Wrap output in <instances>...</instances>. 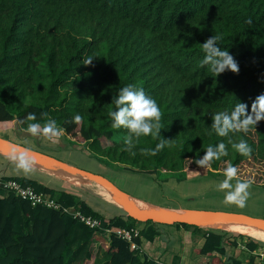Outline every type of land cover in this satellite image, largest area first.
<instances>
[{"label": "trees", "instance_id": "obj_1", "mask_svg": "<svg viewBox=\"0 0 264 264\" xmlns=\"http://www.w3.org/2000/svg\"><path fill=\"white\" fill-rule=\"evenodd\" d=\"M214 35L221 36L217 47L238 62V73L217 76L210 65L201 67L202 43ZM87 57L91 64H85ZM129 84L157 100L162 115L155 135L113 127L110 113L119 110L114 101ZM261 93L264 0H0V131L34 135L28 125L40 123L34 136L66 137L104 169L179 183L225 177L224 169L235 165L234 180L264 190V120L247 133L223 137L213 127L216 112L230 111L238 100L250 106ZM77 114L79 122L73 119ZM49 120L59 136L43 134ZM241 138L252 148L248 156L232 147ZM220 143L228 155L210 167L200 165L206 148L218 150ZM8 181L46 196L55 207L33 206L6 188ZM82 218L99 225L90 227ZM142 224L147 228L133 239L140 249L141 239L154 244L161 236L160 225L124 213L107 217L87 196L36 178L0 179V264H160L118 236ZM176 226L192 228L193 235L203 230ZM203 231L202 247L192 251L197 264H241L227 257L228 249L246 237ZM98 239L106 244L103 261L92 251ZM261 248L247 238L250 254Z\"/></svg>", "mask_w": 264, "mask_h": 264}, {"label": "rangeland", "instance_id": "obj_2", "mask_svg": "<svg viewBox=\"0 0 264 264\" xmlns=\"http://www.w3.org/2000/svg\"><path fill=\"white\" fill-rule=\"evenodd\" d=\"M0 137L43 154H47L79 169L104 176L123 192L135 198L149 201L150 204L153 205L163 202H166L170 206L178 205L184 207L185 205H189L190 207L194 206L198 207L197 209L206 211L241 214L250 218L264 220V190L255 185H251L249 188L248 191L250 195L247 199L246 205L241 208L236 204L224 202L225 192L230 191L231 189L218 190L217 185L223 181L225 177L204 175L179 183L176 182L175 179L166 183H158L154 177L147 174H132L124 171L120 172L113 168L104 169L96 160L90 159L81 150L80 146L70 143L68 138L63 136L58 140H49L34 135L20 136L13 130H9L0 131ZM0 158L5 157L0 155ZM9 165H11V163H9ZM4 168V163L0 164V177H3L5 172H8L9 175H14L11 176V178L17 177V174H14L11 168L10 170ZM27 171L34 176H40L41 181L47 182L53 187L65 190L68 189L84 196H94L96 199L101 200L104 203L116 206L112 203L109 196H107L106 193L96 185L78 187L61 181L43 171L35 170L30 167ZM18 176L23 177L21 174H18ZM236 181L237 180L233 179L231 183L235 185ZM183 195H188V200H183ZM173 208L178 209V207ZM98 210L99 213L107 217H110L109 215H111V211L107 213L101 208V206ZM255 240L257 241V239ZM258 242L264 244V242ZM105 245L103 239H98L97 242H95V246L92 247L93 253L101 256L104 252ZM170 245L176 247L177 242L172 241L170 242Z\"/></svg>", "mask_w": 264, "mask_h": 264}, {"label": "clouds", "instance_id": "obj_3", "mask_svg": "<svg viewBox=\"0 0 264 264\" xmlns=\"http://www.w3.org/2000/svg\"><path fill=\"white\" fill-rule=\"evenodd\" d=\"M247 23L251 24V19ZM220 40L221 36L214 35L202 43L204 58L201 61V67L210 65L211 71L217 76L226 70L238 73L239 66L234 56L228 50H221L217 47V42ZM84 62L85 64H91L92 58L87 57ZM114 103L116 106H119V110L110 113L115 120L113 127L123 125L136 132L137 135H155L154 128H159L158 122L162 113L157 100L146 93L145 89L131 84L124 86L120 89L118 98L115 99ZM27 119L34 121L36 119L35 113H29ZM73 119L75 122H79L82 117L77 114ZM262 120H264V93L257 95L252 100L250 106L248 103L238 100L230 111L216 112L213 127L219 136L223 137L227 136L229 131L247 133L252 127L256 128L258 122ZM152 121L156 123L154 124ZM41 127L40 123H30L27 131L35 135L41 132ZM42 131L49 138L60 135V129L54 120L47 121L43 125ZM157 147L160 146L158 145ZM232 147L244 156H248L252 152L251 146L242 138L239 142H233ZM152 154L155 155V150H152ZM227 155L228 152L224 143L219 144L218 150H213V147L210 145L206 148L205 156L198 163L202 166L210 167L213 161ZM29 161L27 153H23L21 167L27 170L29 168ZM224 176L225 179L217 185L218 190L231 189L225 192L224 202L236 204L241 208L244 207L250 195L248 190L251 187V182L237 179L235 185L231 183L234 178L238 177V168L235 165L226 167L224 169Z\"/></svg>", "mask_w": 264, "mask_h": 264}, {"label": "water", "instance_id": "obj_4", "mask_svg": "<svg viewBox=\"0 0 264 264\" xmlns=\"http://www.w3.org/2000/svg\"><path fill=\"white\" fill-rule=\"evenodd\" d=\"M25 152L30 160V168L43 171L61 181L78 187L98 186L108 194L112 203L120 208L127 217L139 223L152 222L153 224L166 226L184 224L203 230L238 234L246 238L249 236L233 232L231 229L244 227L264 234V220L250 218L241 214L185 208L174 209L153 205L123 192L104 176L79 169L47 154L0 137L1 156L21 164L22 154Z\"/></svg>", "mask_w": 264, "mask_h": 264}, {"label": "crops", "instance_id": "obj_5", "mask_svg": "<svg viewBox=\"0 0 264 264\" xmlns=\"http://www.w3.org/2000/svg\"><path fill=\"white\" fill-rule=\"evenodd\" d=\"M5 165L6 170H12L14 174H21L23 177H30V178H35L39 180L41 183L45 185H49L47 182L41 181L40 176H34L33 174L28 173L27 170L21 167V164H18L16 162H12L7 158H0V164ZM11 163V165H9ZM28 175V176H27ZM11 176L14 175H9L8 172H5V175L3 177H0V179H9ZM44 179V178H43ZM80 197L84 198L82 194L76 193ZM88 197V201L91 202L94 207L98 210L101 206L102 209H104L107 213L111 211L112 216H117L123 214L121 209L118 208L117 206L110 205L108 203H104L101 200L96 199L94 196ZM189 196L188 195H183V200H188ZM140 200L145 201L144 199L139 198ZM150 203L149 201H145ZM155 204V203H154ZM158 206H163L167 208H173V207H178V208H185V209H193V210H202V209H197L198 207L194 206H189L185 205L183 206H170L166 202L156 204ZM189 207V208H188ZM176 209V208H174ZM99 211V210H98ZM147 227L145 224H142L138 226L139 231L146 229ZM157 230L160 232L161 236L155 240L154 244H150L146 242L145 239H141L142 241V251L151 259H153L156 263L160 264H197L198 259L193 257L192 251L194 248H201L204 240H203V233L204 231L201 230L195 235H193V229L191 228L190 230H186L180 226H164L160 225L157 226ZM175 241L177 242L176 247H172L170 245V242ZM237 246L235 248H230L228 249V258L235 259L236 261H239L241 264H252L250 261L252 260L251 254L249 251L245 249V245L247 243V238L245 239H237ZM179 244V245H178ZM259 250H264V248H261ZM256 250V251H259ZM104 251V250H103ZM99 259L101 261L104 260V252L100 256ZM225 260V258H223Z\"/></svg>", "mask_w": 264, "mask_h": 264}, {"label": "built area", "instance_id": "obj_6", "mask_svg": "<svg viewBox=\"0 0 264 264\" xmlns=\"http://www.w3.org/2000/svg\"><path fill=\"white\" fill-rule=\"evenodd\" d=\"M4 186L13 192H16L22 197V199L30 200L33 206L44 205L46 207H55V203L52 200L48 199L46 196L35 194L32 189L22 188L20 185L12 181L5 182ZM82 220L90 227L99 225L96 221L90 219L82 218ZM138 235V229L123 230L118 233L119 237L131 243L133 249L141 251L140 247L133 242V239L137 238ZM251 255L254 257L253 264H264V250L254 251Z\"/></svg>", "mask_w": 264, "mask_h": 264}, {"label": "bare ground", "instance_id": "obj_7", "mask_svg": "<svg viewBox=\"0 0 264 264\" xmlns=\"http://www.w3.org/2000/svg\"><path fill=\"white\" fill-rule=\"evenodd\" d=\"M64 184V183H63ZM104 191V190H103ZM105 192V191H104ZM106 193V192H105ZM106 195L108 196V194L106 193ZM233 232H237V233H240V234H244L246 236H249L253 239H257V241H261V242H264V234L263 233H260V232H256V231H253V230H250V229H247V228H244V227H239V228H232L231 229Z\"/></svg>", "mask_w": 264, "mask_h": 264}]
</instances>
